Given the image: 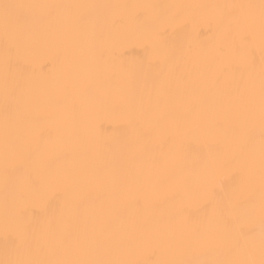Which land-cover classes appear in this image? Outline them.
I'll return each mask as SVG.
<instances>
[{"label": "bare ground", "instance_id": "bare-ground-1", "mask_svg": "<svg viewBox=\"0 0 264 264\" xmlns=\"http://www.w3.org/2000/svg\"><path fill=\"white\" fill-rule=\"evenodd\" d=\"M0 264H264V0H0Z\"/></svg>", "mask_w": 264, "mask_h": 264}]
</instances>
